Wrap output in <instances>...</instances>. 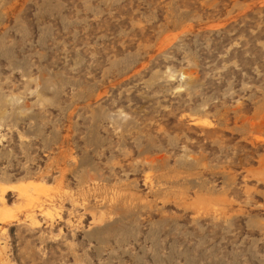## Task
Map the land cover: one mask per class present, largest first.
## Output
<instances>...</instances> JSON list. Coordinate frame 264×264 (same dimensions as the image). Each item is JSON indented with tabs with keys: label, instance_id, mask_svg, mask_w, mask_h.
I'll list each match as a JSON object with an SVG mask.
<instances>
[{
	"label": "rangeland",
	"instance_id": "obj_1",
	"mask_svg": "<svg viewBox=\"0 0 264 264\" xmlns=\"http://www.w3.org/2000/svg\"><path fill=\"white\" fill-rule=\"evenodd\" d=\"M1 196L0 264H264V0H0Z\"/></svg>",
	"mask_w": 264,
	"mask_h": 264
},
{
	"label": "bare ground",
	"instance_id": "obj_2",
	"mask_svg": "<svg viewBox=\"0 0 264 264\" xmlns=\"http://www.w3.org/2000/svg\"><path fill=\"white\" fill-rule=\"evenodd\" d=\"M44 188V185L43 184H40V183H38V184H36V183H34V182H30V183H28L26 186H23L22 188H21V193L23 192H27L28 190H30V189H37V190H40V189H43ZM0 201H3V196H1L0 197Z\"/></svg>",
	"mask_w": 264,
	"mask_h": 264
}]
</instances>
